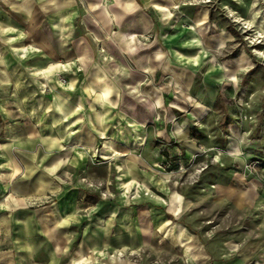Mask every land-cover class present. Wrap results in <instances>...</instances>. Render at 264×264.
<instances>
[{"label":"rangeland","instance_id":"rangeland-1","mask_svg":"<svg viewBox=\"0 0 264 264\" xmlns=\"http://www.w3.org/2000/svg\"><path fill=\"white\" fill-rule=\"evenodd\" d=\"M11 2L0 0V162L9 154L18 156L19 142L28 144L27 138L41 139L52 130L43 131L53 108L44 98L59 89L54 79L65 84L82 66V58L76 62L61 50L40 57L13 53L52 28L50 8L31 7L26 18ZM173 2L140 1L157 27L127 40L119 57L130 71L122 72L128 73L127 82H134L130 66L137 59L153 67L152 78L135 83L136 88L129 83L116 105L90 109L106 112L108 134L90 151V166L74 171L76 214L87 216L74 227L73 254L93 264L99 251H89L82 240L104 220L101 214L118 206L129 212L132 197L149 194L161 204L138 201L161 216L153 219L151 210L133 204L140 244L102 251L118 260L105 259L107 264H264V0H177L163 13L148 6ZM6 26L16 29L6 32ZM73 26L75 35L82 29L87 34L79 43L69 42L71 48L96 50L102 43L80 20ZM19 29L26 41L9 39ZM40 66L54 70L43 74ZM27 131L35 133L29 137ZM40 141L32 144L40 147ZM109 143L113 149L131 143L148 148L103 152ZM133 159L137 182L130 181L127 168ZM51 193L54 188L43 190L33 207L50 203ZM5 197L0 193V207ZM181 197L186 207L172 216L169 211H178ZM100 198L101 206L95 207ZM166 219L171 220L169 232L157 230Z\"/></svg>","mask_w":264,"mask_h":264},{"label":"crops","instance_id":"crops-1","mask_svg":"<svg viewBox=\"0 0 264 264\" xmlns=\"http://www.w3.org/2000/svg\"><path fill=\"white\" fill-rule=\"evenodd\" d=\"M12 1L11 4L20 9L26 18L30 17L28 9L31 7L50 8L49 20L52 28L48 36L44 34L46 37L42 38L44 37L42 35L36 43L25 42L22 46L18 45L15 47L16 52L11 47L14 50L13 53L20 55L23 51L24 54L40 57L54 55V49L57 50L55 53H60L61 50V54L76 58V62L82 58V66L78 67L80 69L77 70L79 72L75 74L76 76L74 72L70 73L74 77L67 80L65 84L54 79L53 83L56 84L55 87L59 86V89L53 92L51 98H44L53 102V108L50 109L53 114H50V124L46 123L43 131H49L48 128L52 130L41 134V139L36 136L34 139L27 138L28 144L19 142L18 156L8 153L7 159L0 162V168L1 166L4 168L3 177H0V193L6 195L0 207V264H89L90 260H85L84 257L78 260L73 254L74 227L80 219L85 220L87 214H76V191L72 185V178L76 168L84 170L90 166V151L96 147L98 139L108 134L106 112L103 110L92 112L90 109L116 105L118 96L123 94L124 88H128L129 83H131L130 88H136L135 83L143 81L144 78L148 80L152 78L153 67L144 63L142 59H137L136 63L130 66V75H133L134 82H127L128 73L122 72L130 71L119 57L125 53L124 47L127 40L136 34L140 35L149 32L152 28L155 29L157 23L154 16L146 11L147 6L140 5V1L143 0ZM173 1L174 4L170 6L156 3L148 4V6H151L152 10L163 13V9L176 6L177 0ZM205 18L206 14L197 22H203ZM76 19L84 23L90 32L95 31V39L102 41L100 49L86 47V49L78 50L69 46V42L75 40L79 43L77 41L84 39L83 35L87 34L82 33L84 30L82 29L77 31L78 36L75 35L73 25ZM4 28L6 32L16 29L15 26ZM20 30L9 39L15 41V38H20L21 41H26V37L23 36L25 32ZM46 38L53 45L51 51L45 48L42 41ZM61 41L66 42V46L57 47ZM46 67L40 66L39 72L45 74L54 70L53 66L47 69ZM130 91L135 92L134 89ZM125 96L128 97L126 94ZM128 118L133 119V117ZM137 123L136 125L142 126V123L138 121ZM116 132L118 133V129ZM32 133L27 131L29 137ZM39 140H41L40 147L32 144ZM104 145L103 152L139 151L148 148L145 143H131L130 146L124 148L121 146L118 149H113L110 143ZM8 152L11 153V151ZM102 155L105 156L104 153ZM137 164L138 161L133 159L127 166L131 174L130 181L134 179L135 182L138 181ZM34 168L36 172L32 173ZM213 184L221 185L217 182ZM53 188L55 193H51L53 197L50 203L42 207H33L34 200L37 201L40 196L42 197L43 190L48 191ZM84 196L85 194L83 198ZM101 198L94 202L95 207L101 206ZM132 198L137 202L131 201L132 206L129 212H127L128 209L123 212L118 206V210L113 208L108 213L101 214L104 215V220H100L98 225L91 229L89 238L84 236L82 246L87 247L89 251H99L95 261H92L93 264H107L105 259L109 262L118 261L104 257L105 254L102 252L104 250L118 251V248H134L140 244L138 221L131 218L133 204L142 205L141 202H147L150 205H160L161 203H157L156 199L149 194L138 195L137 199L135 196ZM149 204L142 207H147L148 211L151 210L149 213L151 212L153 219L159 217L160 214L152 212ZM185 207L186 204H183L181 197L178 211L169 212L175 216V214H181ZM165 222L167 223L157 226V230L161 228L162 231L169 232L172 228L171 220L166 219Z\"/></svg>","mask_w":264,"mask_h":264},{"label":"trees","instance_id":"trees-1","mask_svg":"<svg viewBox=\"0 0 264 264\" xmlns=\"http://www.w3.org/2000/svg\"><path fill=\"white\" fill-rule=\"evenodd\" d=\"M218 101H221L220 96L218 97Z\"/></svg>","mask_w":264,"mask_h":264},{"label":"built area","instance_id":"built-area-1","mask_svg":"<svg viewBox=\"0 0 264 264\" xmlns=\"http://www.w3.org/2000/svg\"><path fill=\"white\" fill-rule=\"evenodd\" d=\"M262 181L264 182V176L262 177Z\"/></svg>","mask_w":264,"mask_h":264},{"label":"bare ground","instance_id":"bare-ground-1","mask_svg":"<svg viewBox=\"0 0 264 264\" xmlns=\"http://www.w3.org/2000/svg\"><path fill=\"white\" fill-rule=\"evenodd\" d=\"M231 11V10H230Z\"/></svg>","mask_w":264,"mask_h":264}]
</instances>
